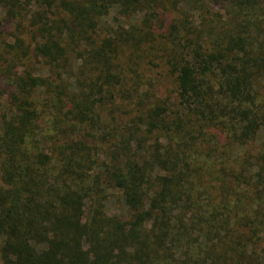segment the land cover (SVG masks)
Listing matches in <instances>:
<instances>
[{
  "label": "trees",
  "instance_id": "1",
  "mask_svg": "<svg viewBox=\"0 0 264 264\" xmlns=\"http://www.w3.org/2000/svg\"><path fill=\"white\" fill-rule=\"evenodd\" d=\"M0 264H264V0H0Z\"/></svg>",
  "mask_w": 264,
  "mask_h": 264
},
{
  "label": "rangeland",
  "instance_id": "2",
  "mask_svg": "<svg viewBox=\"0 0 264 264\" xmlns=\"http://www.w3.org/2000/svg\"><path fill=\"white\" fill-rule=\"evenodd\" d=\"M161 90L164 91V89H162V88H161ZM260 139H262V136H260ZM109 209H110L111 211H114V210H116V209H117L118 211L121 210V208H120V207H117V206H114V207L109 206ZM114 212H115V211H114Z\"/></svg>",
  "mask_w": 264,
  "mask_h": 264
}]
</instances>
